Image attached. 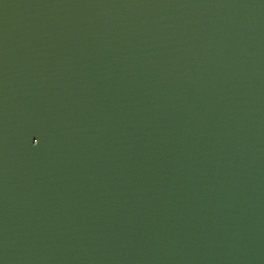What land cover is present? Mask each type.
<instances>
[{
	"label": "water",
	"instance_id": "water-1",
	"mask_svg": "<svg viewBox=\"0 0 264 264\" xmlns=\"http://www.w3.org/2000/svg\"><path fill=\"white\" fill-rule=\"evenodd\" d=\"M0 264H264V0H0Z\"/></svg>",
	"mask_w": 264,
	"mask_h": 264
}]
</instances>
